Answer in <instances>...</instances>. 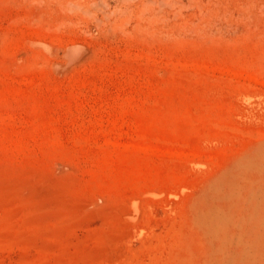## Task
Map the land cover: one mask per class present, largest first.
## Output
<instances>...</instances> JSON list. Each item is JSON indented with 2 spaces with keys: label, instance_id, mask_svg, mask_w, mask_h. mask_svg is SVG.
I'll use <instances>...</instances> for the list:
<instances>
[{
  "label": "rangeland",
  "instance_id": "obj_1",
  "mask_svg": "<svg viewBox=\"0 0 264 264\" xmlns=\"http://www.w3.org/2000/svg\"><path fill=\"white\" fill-rule=\"evenodd\" d=\"M0 264H264V0H0Z\"/></svg>",
  "mask_w": 264,
  "mask_h": 264
}]
</instances>
